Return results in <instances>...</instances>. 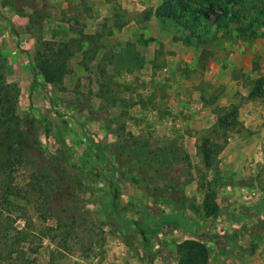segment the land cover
I'll return each instance as SVG.
<instances>
[{
	"label": "rangeland",
	"instance_id": "rangeland-1",
	"mask_svg": "<svg viewBox=\"0 0 264 264\" xmlns=\"http://www.w3.org/2000/svg\"><path fill=\"white\" fill-rule=\"evenodd\" d=\"M166 1L0 0V264H179L196 217L208 264H264V216L235 220L242 210L218 203L264 195L222 189L249 179L246 160L264 159V144L234 143L219 165L228 137L251 134L233 106L199 134V162L178 142L186 109L218 98L242 43L264 38V0H185L179 20L160 16ZM200 7L225 11L226 24H204ZM193 31L201 40L185 42ZM48 41L70 43L57 84L35 67ZM237 221L252 256L240 263L215 240Z\"/></svg>",
	"mask_w": 264,
	"mask_h": 264
},
{
	"label": "crops",
	"instance_id": "crops-1",
	"mask_svg": "<svg viewBox=\"0 0 264 264\" xmlns=\"http://www.w3.org/2000/svg\"><path fill=\"white\" fill-rule=\"evenodd\" d=\"M217 69L219 71V67H217ZM223 76V81H221L220 87L221 94L219 97L213 101L210 100L207 103L205 100L202 101V105H199V108H194L193 110L186 109L185 112H187V116L182 118V129L184 130L185 135L184 138L178 142H181V144L187 148V152L193 162H199L201 159V155L198 154L199 147H197L200 143L199 134L217 123V120L219 119V106L225 109L233 106L236 110L237 118L251 131L250 136L247 138L241 137L235 139L236 137L233 136L227 138L226 143L224 144V149L219 154L220 166L227 162H233V160H230L229 158H232L233 156L230 150H232V145L234 143H237V145L240 143L241 145H244L242 143H245L246 145L252 146H262L264 144V138L261 136V133L255 131L264 130V38H258L256 42L250 41L245 44L242 43V46L239 49L238 58L235 59L234 64L223 73ZM260 84L262 92L259 93L256 92V90ZM185 126L186 128H184ZM258 160L260 162L264 161L262 156H259L258 154H250L249 158L246 160V163H249L250 167L248 170L246 169L245 172V178L249 179L243 183L233 182V185H223V191L227 193L230 191V193L234 192L235 194H238L248 190L257 194H264V182L261 180L262 177H264L263 171L261 168H256L253 164V161L256 162ZM239 173L241 172L239 171ZM218 176L223 179H226L227 177L231 178L232 172L229 173V171L226 172L219 168ZM239 177L244 178L243 174ZM256 178L260 181L254 180ZM234 197V201L224 200L222 203L220 201H218V203L220 207H226L229 210H235L236 212L242 210V213L234 214L235 220H238L239 217H246L248 219L252 216L251 218L259 219L264 216V195L259 197L260 199L258 200L255 199L254 201L249 202L240 201L242 198L240 200L236 199V195ZM190 220L191 223L189 226H198L199 219L197 217ZM167 222H170V220ZM182 223L183 225H188V221L186 220ZM239 223V221L234 223L236 224V227L229 235L230 239L228 241L233 245L226 253H229L230 260L236 262L239 261L240 263L242 258H246L245 255L248 254L245 249L247 243H244V241L246 240L249 242V236H247L246 232L243 233L242 231H239L240 229L237 228ZM205 235L206 234H202L199 230L191 229L189 231L187 228L184 237L188 238L196 236L197 238ZM226 253H221L218 256V260L223 261L224 258H226Z\"/></svg>",
	"mask_w": 264,
	"mask_h": 264
},
{
	"label": "trees",
	"instance_id": "trees-1",
	"mask_svg": "<svg viewBox=\"0 0 264 264\" xmlns=\"http://www.w3.org/2000/svg\"><path fill=\"white\" fill-rule=\"evenodd\" d=\"M241 0H229V2H240ZM168 1L164 3L162 6V9L159 10L160 16L162 18L168 17L169 19H178V16L181 17L180 15L176 14V10L178 8L185 9L187 5L185 4V0H175L174 3L168 4ZM196 4H202L203 6L205 5H210L214 4L210 0H195ZM221 0H217V3H220ZM202 14V17L205 21L204 24H208L209 22L215 23L218 26L222 27L226 22L224 20L227 19L225 11L222 10L221 14H217L215 18H211L210 14L206 11V9L200 7L197 9V15ZM198 17V16H197ZM197 17L195 16L194 18H188V20H197ZM184 18V17H181ZM180 18V20H181ZM179 20V19H178ZM181 25L185 26L182 24ZM216 25V26H217ZM240 31L242 30L239 28ZM201 35L195 33L194 31L192 32L191 35H187L184 37V41L189 43L192 41V38H200ZM201 40V39H198ZM44 49L38 50L35 55V67L40 71L44 79L53 84H57L63 81L64 75L67 72V62L71 53L70 49V43L69 42H46V44L43 47ZM260 83V82H259ZM258 83V84H259ZM261 84L258 85L256 92H262L261 90ZM264 92V90H263ZM230 115L236 117V111H233ZM219 123L220 119H219ZM10 131H6V133H9ZM22 135V133H20ZM206 158L209 157V153L207 151L205 152ZM210 165V164H208ZM118 196V187H115V193L112 196V199L116 198ZM134 224H139L137 220L133 221ZM171 222H168L170 224ZM194 224V222H193ZM186 228L185 226H183ZM194 227V226H193ZM188 230L190 231L192 228V225H188ZM186 228V229H187ZM193 232V231H192ZM144 234V240L147 242V237L145 236L146 231L143 230ZM207 236V235H205ZM204 236V237H205ZM224 237H218L217 240L219 243V247L222 249L225 247L224 244L220 242V239L223 243L227 244V240H229V235H223ZM205 239H208L206 237ZM213 239V238H212ZM147 248V245H146ZM179 252H180V261L179 264H208V259H209V249L208 246L206 245L205 241L197 238L193 239H186L182 241L179 244ZM251 253V252H250Z\"/></svg>",
	"mask_w": 264,
	"mask_h": 264
}]
</instances>
